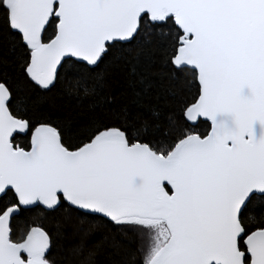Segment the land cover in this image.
I'll use <instances>...</instances> for the list:
<instances>
[{
    "label": "snow or ice",
    "instance_id": "obj_1",
    "mask_svg": "<svg viewBox=\"0 0 264 264\" xmlns=\"http://www.w3.org/2000/svg\"><path fill=\"white\" fill-rule=\"evenodd\" d=\"M0 53V264H62L73 221L77 264L100 231L122 264H264V0H0Z\"/></svg>",
    "mask_w": 264,
    "mask_h": 264
},
{
    "label": "trees",
    "instance_id": "obj_2",
    "mask_svg": "<svg viewBox=\"0 0 264 264\" xmlns=\"http://www.w3.org/2000/svg\"><path fill=\"white\" fill-rule=\"evenodd\" d=\"M0 55H2V53H0ZM151 79L156 84H163L166 86L167 82L161 81V77L155 68L153 69ZM65 84L66 89L72 88V83L70 81H66ZM107 85L108 87L106 90L116 98L117 104L131 105L133 100L132 89L126 87L124 79L119 73L112 74L107 80ZM88 103L89 100L87 98L78 99L75 94H56L48 99L45 108L48 112L61 119L71 118L79 120L81 119V113L87 111ZM28 221L30 223L43 224L48 230L53 233L56 232V221L52 220L50 217L41 215L39 210L29 213ZM74 224L75 221L63 225V235L57 238L56 246L49 254L62 262V264H67L68 261H71L72 264H77V261L80 259L74 256L71 251L78 241V237L74 230ZM21 227H23V225H21ZM110 241L111 235L103 231L96 232L89 238L90 246L100 245L99 251L94 257V264H122L123 261L131 259V257L127 255L126 246L113 247Z\"/></svg>",
    "mask_w": 264,
    "mask_h": 264
}]
</instances>
